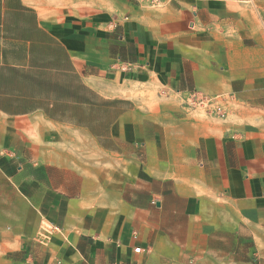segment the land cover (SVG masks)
<instances>
[{
	"label": "crops",
	"instance_id": "obj_1",
	"mask_svg": "<svg viewBox=\"0 0 264 264\" xmlns=\"http://www.w3.org/2000/svg\"><path fill=\"white\" fill-rule=\"evenodd\" d=\"M0 264H264V0H0Z\"/></svg>",
	"mask_w": 264,
	"mask_h": 264
},
{
	"label": "rangeland",
	"instance_id": "obj_2",
	"mask_svg": "<svg viewBox=\"0 0 264 264\" xmlns=\"http://www.w3.org/2000/svg\"><path fill=\"white\" fill-rule=\"evenodd\" d=\"M30 4L39 10L57 12L61 10H72L80 14H93L100 12L116 13L120 11L131 0H29ZM205 108L206 112L210 106Z\"/></svg>",
	"mask_w": 264,
	"mask_h": 264
},
{
	"label": "built area",
	"instance_id": "obj_3",
	"mask_svg": "<svg viewBox=\"0 0 264 264\" xmlns=\"http://www.w3.org/2000/svg\"><path fill=\"white\" fill-rule=\"evenodd\" d=\"M155 1H157V0H155ZM219 101H220L219 96L209 97V96H205V95L200 94V93L189 94V96L184 99V102L187 104L190 103V104H195L196 106H203V107L210 106V109L208 110V112L210 113V115L215 116V117H221L223 114V110L218 105ZM47 229L51 230L50 228H48L44 224V225H42L40 230L44 233V232H46ZM37 236H42V233H38ZM134 252L138 253V252H140V249L136 248L134 250Z\"/></svg>",
	"mask_w": 264,
	"mask_h": 264
}]
</instances>
